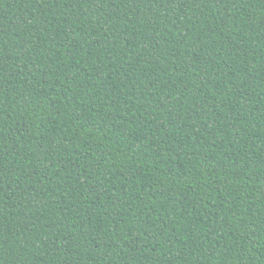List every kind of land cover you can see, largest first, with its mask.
I'll list each match as a JSON object with an SVG mask.
<instances>
[{
  "label": "trees",
  "instance_id": "obj_1",
  "mask_svg": "<svg viewBox=\"0 0 264 264\" xmlns=\"http://www.w3.org/2000/svg\"><path fill=\"white\" fill-rule=\"evenodd\" d=\"M0 264H264V0H0Z\"/></svg>",
  "mask_w": 264,
  "mask_h": 264
}]
</instances>
